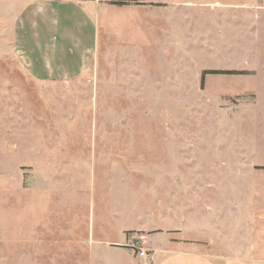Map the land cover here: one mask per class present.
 I'll return each instance as SVG.
<instances>
[{"label": "rangeland", "instance_id": "374dc122", "mask_svg": "<svg viewBox=\"0 0 264 264\" xmlns=\"http://www.w3.org/2000/svg\"><path fill=\"white\" fill-rule=\"evenodd\" d=\"M31 1L0 0V264L167 239L264 264V0H61L84 71L48 81L15 44Z\"/></svg>", "mask_w": 264, "mask_h": 264}, {"label": "crops", "instance_id": "0c3cea01", "mask_svg": "<svg viewBox=\"0 0 264 264\" xmlns=\"http://www.w3.org/2000/svg\"><path fill=\"white\" fill-rule=\"evenodd\" d=\"M76 6L72 2L61 0H32L20 14L15 44L18 53L29 66L28 71L36 78L45 81L69 79L84 71L81 65L85 59L80 61L76 53V57H73L72 49H77L80 25L72 15H86L77 10ZM85 25L88 29V21ZM172 244L167 239L164 246H152L151 263L255 264L247 258L213 257L199 250L179 247L173 249Z\"/></svg>", "mask_w": 264, "mask_h": 264}, {"label": "trees", "instance_id": "16d2710c", "mask_svg": "<svg viewBox=\"0 0 264 264\" xmlns=\"http://www.w3.org/2000/svg\"><path fill=\"white\" fill-rule=\"evenodd\" d=\"M209 73H234V71L205 70V71H203L202 77H201L202 84L205 81L206 75Z\"/></svg>", "mask_w": 264, "mask_h": 264}, {"label": "built area", "instance_id": "2783aa9c", "mask_svg": "<svg viewBox=\"0 0 264 264\" xmlns=\"http://www.w3.org/2000/svg\"><path fill=\"white\" fill-rule=\"evenodd\" d=\"M139 252H140V255H141V256H145V255H146V251H145V249L142 248V247H139Z\"/></svg>", "mask_w": 264, "mask_h": 264}]
</instances>
